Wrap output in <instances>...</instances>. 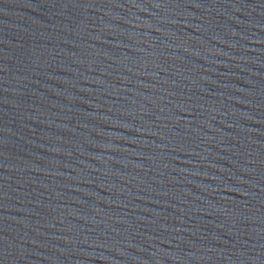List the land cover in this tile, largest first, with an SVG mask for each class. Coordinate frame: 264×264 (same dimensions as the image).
<instances>
[{
    "label": "water",
    "instance_id": "95a60500",
    "mask_svg": "<svg viewBox=\"0 0 264 264\" xmlns=\"http://www.w3.org/2000/svg\"><path fill=\"white\" fill-rule=\"evenodd\" d=\"M264 163V0H0V264H189Z\"/></svg>",
    "mask_w": 264,
    "mask_h": 264
}]
</instances>
